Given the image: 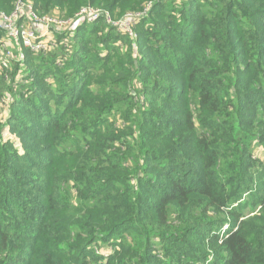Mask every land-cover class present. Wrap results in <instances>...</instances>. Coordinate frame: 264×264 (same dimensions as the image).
<instances>
[{
    "label": "trees",
    "instance_id": "obj_1",
    "mask_svg": "<svg viewBox=\"0 0 264 264\" xmlns=\"http://www.w3.org/2000/svg\"><path fill=\"white\" fill-rule=\"evenodd\" d=\"M30 2L140 10L0 66V264H264V0Z\"/></svg>",
    "mask_w": 264,
    "mask_h": 264
},
{
    "label": "built area",
    "instance_id": "obj_2",
    "mask_svg": "<svg viewBox=\"0 0 264 264\" xmlns=\"http://www.w3.org/2000/svg\"><path fill=\"white\" fill-rule=\"evenodd\" d=\"M149 6L150 3L146 7ZM146 7L144 11L147 10ZM102 12L107 13L109 22H113L107 11L98 10L94 6H82L72 17L62 20L51 13H39L29 1L15 0L9 13L0 12V32L2 33L0 37V65H9L14 56L12 54L13 48L18 51L15 59H22L24 54L22 49H19L20 46L32 52L48 54L57 41V34L63 33L67 28L93 21ZM136 14L134 12L126 14L129 21L124 24L120 22L121 25L129 26ZM8 41H11L14 46L11 47L7 43ZM62 41L63 50H66L68 47L67 40L64 38ZM58 61L61 63L62 60L59 59ZM18 91V89L14 90L16 95Z\"/></svg>",
    "mask_w": 264,
    "mask_h": 264
},
{
    "label": "rangeland",
    "instance_id": "obj_3",
    "mask_svg": "<svg viewBox=\"0 0 264 264\" xmlns=\"http://www.w3.org/2000/svg\"><path fill=\"white\" fill-rule=\"evenodd\" d=\"M25 1H29L30 2V0H25ZM133 1H135V0H133ZM94 7H96V9H98V10H105V11H107L105 8H103L100 5H96ZM7 10L8 9L1 7L0 12H4L5 14H7V13H9L11 11V10L10 11H7ZM139 10L140 9H137V10H135V9L134 10H126L124 13H121L120 15L118 14V10L117 9H114L113 15L110 12H108V11L107 12L110 14L111 20L114 22L113 24H118L119 21H123L124 14H128V13H131V12H136V11H139ZM143 12L145 13L146 10L145 11L143 10ZM47 13H49V14L51 13L53 15H56V16H58L62 20H65V19L73 16V15H71V16L69 15V9L68 8H63V7H60V6H57V5L53 6L50 10L47 11ZM43 14H45V13H43ZM74 28L75 27H73V29ZM120 29H124V28H122L121 25L118 24L117 30H120ZM47 66H50V65L48 63H45L43 65V68H47ZM1 67H3L4 69L8 70V72H10L13 69V65H11V64L8 65V66H1ZM5 80H6L7 84L11 86L12 83L14 82V76L13 75L11 76L9 74V76H5ZM46 80L49 81V78L46 79ZM15 81H19L21 84H24L26 82H32L33 81V77L31 75H29V71L27 70V68L24 69V67H20V70L18 71L17 80H15ZM15 98H17V97H15ZM4 101H5V99H3V100L0 101V107L3 108L2 109V116H3L2 119L7 118L8 111H9V107L6 108L7 107V104H5ZM258 150L259 149L257 148V149H255L252 152L253 153V157L256 156ZM261 150H262V148H261ZM259 156H262L263 157L264 154L261 153ZM249 210H250V206L249 205L246 206V207H244V209H243V211H245V213H247Z\"/></svg>",
    "mask_w": 264,
    "mask_h": 264
},
{
    "label": "crops",
    "instance_id": "obj_4",
    "mask_svg": "<svg viewBox=\"0 0 264 264\" xmlns=\"http://www.w3.org/2000/svg\"><path fill=\"white\" fill-rule=\"evenodd\" d=\"M9 42H11V41H8L7 43L9 44ZM10 46L12 47V46H13V44H11V43H10Z\"/></svg>",
    "mask_w": 264,
    "mask_h": 264
}]
</instances>
